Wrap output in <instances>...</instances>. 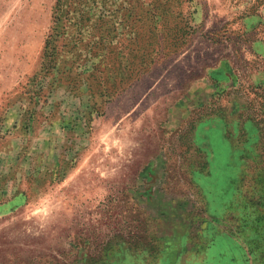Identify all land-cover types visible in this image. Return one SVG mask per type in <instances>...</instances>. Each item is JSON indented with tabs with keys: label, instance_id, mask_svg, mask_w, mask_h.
<instances>
[{
	"label": "rangeland",
	"instance_id": "obj_1",
	"mask_svg": "<svg viewBox=\"0 0 264 264\" xmlns=\"http://www.w3.org/2000/svg\"><path fill=\"white\" fill-rule=\"evenodd\" d=\"M128 1L0 0V264H264V0Z\"/></svg>",
	"mask_w": 264,
	"mask_h": 264
},
{
	"label": "trees",
	"instance_id": "obj_2",
	"mask_svg": "<svg viewBox=\"0 0 264 264\" xmlns=\"http://www.w3.org/2000/svg\"><path fill=\"white\" fill-rule=\"evenodd\" d=\"M129 1L128 4H131L132 0L130 2ZM96 4L97 0H56L53 6V24L51 26V32L49 33L46 40L45 47L48 48L49 43L59 36V29L65 28L64 22L74 25L77 30L76 33L79 35L83 33V29H87L89 33L96 35V33L99 32L98 28L96 27V21H92V15L89 14V10ZM104 16L105 14H101L98 20H101V18ZM165 28V34L167 37H170L172 42L175 43L181 41L182 35L179 36V29H177L175 26H168L167 23ZM172 30H174V32H172ZM137 44L138 41L136 42V45Z\"/></svg>",
	"mask_w": 264,
	"mask_h": 264
},
{
	"label": "crops",
	"instance_id": "obj_3",
	"mask_svg": "<svg viewBox=\"0 0 264 264\" xmlns=\"http://www.w3.org/2000/svg\"><path fill=\"white\" fill-rule=\"evenodd\" d=\"M189 262V264H203V260H187ZM186 261H177L176 263L179 264H185ZM246 264V260H243V264ZM142 264H145L144 262H142Z\"/></svg>",
	"mask_w": 264,
	"mask_h": 264
}]
</instances>
